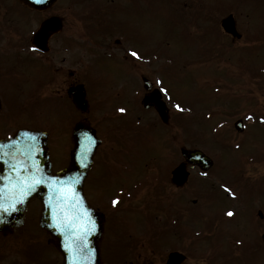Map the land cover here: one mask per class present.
Segmentation results:
<instances>
[{"label":"rangeland","instance_id":"1","mask_svg":"<svg viewBox=\"0 0 264 264\" xmlns=\"http://www.w3.org/2000/svg\"><path fill=\"white\" fill-rule=\"evenodd\" d=\"M1 1H6L5 4L9 5L7 18H13V27L25 29L29 26V11H24V9H21L11 1ZM90 1L77 0L71 10L65 11V28L73 29V31H66L65 33L73 32L72 35L77 44L74 49L78 50L80 60L87 57L83 56L85 55L83 50L90 44L97 43L96 41L90 42L92 35L88 31L87 18L90 12L97 8L98 1L103 0ZM112 3H114L113 9H115V13L111 15L110 12L111 17L107 16L104 19L109 24L113 23L115 25L112 27L113 24H111V33L104 40L106 41L107 39V43L113 44L114 38L123 39L124 31L129 43L134 45L142 54H146L141 59L142 61L147 59L143 62L141 61L142 76H148L156 86L165 84L166 92L170 94L166 99L170 107V123L167 129L171 132L173 143H171L170 134L162 126L157 128L153 126V131L142 128L135 130L132 124L134 120L132 116L128 117V119H131L130 121L125 122V117L111 115L115 112L112 108L120 102L125 103L124 101L127 100L128 89L134 90L139 82L135 78L133 69L128 66V62L110 56L96 58L93 62L95 73L92 71V62L91 70L88 72L84 69L85 66L79 67L78 64V80L84 81L87 86L89 85L92 101L86 113L78 111L74 117L77 119L87 116L98 128L99 134L104 139L103 144L99 148L100 158L101 156L104 158L103 163L96 170V174H102L103 179L99 178L96 181L94 179L91 181V185L96 190L93 193H101L102 198L108 197L122 181L124 185L128 186L135 179L142 177L144 173L153 171L154 163L157 167L156 169H158L157 176L165 181L166 172L171 165L170 162L179 158L180 146H197L204 149L205 152L207 151L206 153L212 156L213 159L217 160L219 158V164L216 170L209 174V177L198 174V171L193 172L191 176L193 180L190 183L192 185L189 187L192 192L185 190L183 193L188 200L187 203L182 196H175L180 194L181 191L178 192L176 188L169 185L167 190L173 195H171L169 202L171 205L180 207H182V204L184 206L188 204L191 208L184 218L185 222L183 223L184 219H182L178 225L185 229L186 234L194 231L197 227L205 230L209 228L211 223H214L213 225L216 224L217 228L216 230L211 229L209 233L210 236H215L212 240L203 241L206 240L207 234H202L196 237L198 238L197 241H193L190 237H186L182 229L177 226H168V223L161 220L160 215L157 214V223L164 225L158 227V229L166 228V232L160 239L157 238L155 240L156 246H162V248L159 247L156 250L155 264H158L157 259L161 258V255L164 256L169 248L177 244L176 239H174L176 237H180L179 244L182 247L186 246L188 248L186 250L189 254L187 264H205L206 262L208 264H264V249L260 244L262 223H257L252 215L256 208L264 206V126L260 122L250 126L252 127V136L250 139L243 140L234 136V131L228 130L232 133H227L229 138L225 140V143L230 147L226 146L222 151L220 148L225 143L220 139L223 136L219 137V131L216 132L218 130L217 121H226L225 123L230 125L235 118L241 116L232 112L233 110L240 112L247 110V112L253 113L255 118L258 115H264V41L262 40L258 43L250 42L248 46L244 44L245 41H233V45L223 46L222 51L225 52V56L222 57L225 61L220 57L222 54L220 51H214L211 54L215 56L211 61L205 60V55L203 54L206 53L208 55L209 52L205 50L202 53L204 45L210 46L212 42H216V39L225 40L227 43L230 42V39L221 33L218 23L220 18L228 12H233L237 16V20L241 25V32L245 35H248L252 28L253 31L262 30L264 32V0H252V2L250 0H106L105 4ZM118 4L123 6V9L116 7ZM98 7L100 9L103 8L100 5ZM177 8L189 13L187 20L179 16V14L183 13L177 11ZM58 9L59 7L55 10ZM194 13H197V16H193ZM184 26L188 27L185 28ZM3 37L4 35L0 34V45L9 44L4 41ZM103 37L104 35H94V38ZM244 38L246 37L244 36ZM256 40L259 41V38ZM234 48H236V52L233 57ZM71 57L75 59L78 56L75 55L74 57L71 55ZM153 57L154 59H151L153 64L149 65L150 61L148 59ZM139 63L137 62L138 65ZM81 64L83 65L82 62ZM92 73L94 77L98 78V80H94L95 83L89 78ZM222 77H226L227 80ZM95 84L99 91L97 95L95 94ZM65 85L59 84L57 86L59 90L57 94H65V90H63ZM121 87H123V94L120 98L115 97L110 91ZM234 90L237 91L236 95ZM141 92L143 93L144 90L142 89ZM173 97L181 99L191 110L195 111V117L198 118L192 117L190 114L187 116L179 114L177 111L184 106L180 105L178 109L176 105L179 104ZM63 98L65 97L63 96ZM134 99L135 97L128 103V108H133ZM214 109L217 110V114L214 113V116L208 119ZM227 110L230 113H227ZM44 116L49 120V126L54 121L57 123L52 125L49 131L51 132L49 145L51 161L54 169H57L62 167L67 160V148L69 149L70 147L67 142V130L66 127H61L60 117L51 107L46 108ZM68 117L72 118L73 116ZM254 117H251V119L254 120ZM182 118L190 119L192 125L189 126L191 130L195 129L205 135L203 137L200 136L199 140L201 142L199 140H190V137L189 140L187 139V134L183 132L182 127L179 125ZM192 119L195 121L194 126ZM148 120L149 116H143L141 127ZM15 121L16 118L13 116L8 123L0 121V131L6 130L8 126L11 128ZM134 132L140 134L139 141L133 139L135 137ZM239 140L241 144L236 146L240 148H233V144ZM186 142L187 144H185ZM171 147L177 153L176 155H172ZM249 157H255L253 163L248 164ZM237 161L241 165L245 164L242 170H238ZM133 163L134 166L130 169L129 164ZM122 165L128 166L130 171L120 170ZM155 172L156 170L153 171V173ZM155 176L153 175V191L155 190ZM221 182L227 184L226 186L222 185L223 189L228 191L230 187L233 190L231 191V193H235L233 200L226 197V191L223 193L219 190ZM161 186H158V194H163L160 190ZM195 190L200 191V193L203 192L206 198L198 195L197 192H194ZM227 193L232 195L230 192ZM257 198L259 200H256ZM166 205H168L167 202L161 204V208ZM137 206L140 207L139 210L143 209L140 205ZM149 206L151 207L152 205ZM228 206H234L232 211L237 209L235 223L233 219L228 220V224L220 223L218 225L216 220L213 221V219L216 218V215L223 208H229ZM206 209L208 213L205 212ZM122 211L121 207L110 211L107 217L110 229L117 223L122 229L129 224L123 215L118 221ZM196 211H204L203 218H208V220L194 215ZM130 213L129 218L138 230L140 225L143 229L149 227L148 213L137 214L135 211ZM215 231H217L216 234ZM189 236L191 235L189 234ZM230 238H232L233 242L228 246L227 244L231 241ZM234 239L242 242L235 245ZM197 246L198 248L199 246H214L216 251H218L215 253L217 255L212 259L211 255L207 252H202L199 250L200 248L197 249ZM121 248L122 243H119L115 256L122 255ZM107 253L110 254L112 251L108 252L107 250ZM207 258L209 259L204 260ZM231 258L234 259V262L231 261ZM106 262L111 264L112 260L108 259Z\"/></svg>","mask_w":264,"mask_h":264},{"label":"flooded vegetation","instance_id":"2","mask_svg":"<svg viewBox=\"0 0 264 264\" xmlns=\"http://www.w3.org/2000/svg\"><path fill=\"white\" fill-rule=\"evenodd\" d=\"M14 1L15 4L24 7L18 1ZM8 7L9 5L5 7L7 13H9ZM51 11L54 13L53 8ZM13 22L10 18H6L3 21L4 28L0 29L2 33L7 30L8 35H10L9 39L17 41L0 47V121L8 123L12 116L15 117L16 121L13 122L12 129L25 126L29 122L46 126L47 119L44 113L47 107H51L59 115L65 117L75 116L77 109L72 103L68 90L78 82L77 66L79 58L72 59L71 57V55L78 56V50L74 49L77 44L73 38V32L65 33L66 31H73V29L63 28L60 33L50 38L51 43L48 50L39 51L29 42L33 29L30 27L25 29L13 27ZM21 40L24 41V44H19ZM86 54L93 64V51H86ZM119 55L120 52L113 54L114 57H119ZM121 56L125 59L124 54H121ZM132 67L138 73V66L134 65ZM59 84H66L63 89L65 94H57ZM86 96H88L87 92ZM134 104H140V96L137 100H134ZM138 109L140 110V108ZM138 109L127 108L124 112L129 115L134 114L140 120L141 116H139L140 111ZM93 189L95 190L94 187ZM127 191L129 195H127ZM120 192L117 197L116 208L121 207L123 209L121 217L123 215L129 223L123 229L118 223L110 229L107 221L110 212L106 208L103 209L105 205L100 202L102 196L86 192L87 200L99 210V204H101L103 209L104 230L100 241L102 264H107L106 257L110 255L109 253L106 255V250L108 252L117 251L119 243L123 244L122 248L124 250L122 255L119 256L111 254L110 258L112 257V259H109L112 260L111 264H155L156 261L153 259V239L155 235V232H153V204H151L149 210V227L143 229L141 225L139 226L140 232L146 229H148V232L139 235L140 233L135 229L136 225L129 218V214H131L129 212L133 210L132 207L136 208L137 202H140L141 194H137V190L130 183L127 187L124 182ZM113 196L115 195H111L110 198L112 199ZM108 199L109 197H105L104 201ZM40 210L41 203L37 199L31 200L25 211L23 222L14 227L12 231L0 234V264L62 263L61 254L49 244L50 235L38 224ZM117 231L118 236L116 235ZM186 250H188L186 246H181L173 247L168 252L179 251L185 254L186 259L181 262V264H185L188 261ZM165 261L166 257H162L157 260V263L165 264Z\"/></svg>","mask_w":264,"mask_h":264},{"label":"water","instance_id":"3","mask_svg":"<svg viewBox=\"0 0 264 264\" xmlns=\"http://www.w3.org/2000/svg\"><path fill=\"white\" fill-rule=\"evenodd\" d=\"M20 1L31 7L43 8L50 5L54 0H46L45 2H38L36 0ZM222 26L226 31L235 34L234 24L231 16H228L227 18H224L222 20ZM58 27L59 24L56 22V20H49L42 25V29L44 30H55ZM82 96V92L81 94L74 96L75 100L78 101V104L82 102ZM143 104L145 106H148L150 104L155 105L159 109V112L163 119L166 118V109L163 106L160 100V95L156 90L151 94V96H145V98L143 99ZM71 138L74 143V149L71 152V161L68 167L64 168L56 175L51 174L50 163L47 159V150L45 147V137L42 134L28 130H21L10 139L0 141V156H2V159H0V173H13L15 177H22L24 181H26L31 174L34 175L39 173L38 175L50 182V184H48L46 187L52 189L51 192H49V194L51 195L46 192H42V195L43 199L46 200L48 206V210L44 211L45 222H47L44 223V227L50 229L53 233L55 232L57 225H55L56 223H54V225H52V227L50 228L48 222L51 223V221L48 220L53 216H57V209H55L54 206L57 205L58 201L51 199V197L54 198L58 191L57 189L60 188L66 189L64 192L67 193L69 203H72V197H76V199L78 200H83L81 192L82 180L86 174L87 169L90 166L91 156L98 143L94 136V130L83 122H79L74 126ZM201 155L199 154V158L202 159V162H205ZM21 162H23V164H21ZM14 165L15 168L13 167ZM5 179V176L3 178L0 177L1 188L2 182H4ZM35 187H38V185H35ZM61 195L66 197L64 193H62ZM31 196L32 195H29L28 193L16 194L13 197L14 200L8 203L9 206H7L6 201H0V205H2V208L7 210H0V215H3V223H0V232L5 233L7 230H10L15 222L20 219V215L22 214L21 210L23 209L27 198H30ZM90 215L92 218V214ZM69 218L70 216H68L66 222H69ZM92 219L93 226H96L98 223L101 224L99 214L95 215V217L93 216ZM57 234L59 235L58 237H56L57 241L55 240L54 244L57 248L61 249L65 253V264H88L86 251L81 248L77 250L80 252L81 258L75 259L72 253L74 244L71 241V237L68 233L65 232L60 234L57 232ZM97 234H99V232ZM59 236L61 237V239H59ZM89 244V247L95 249L93 241L89 242ZM96 258L97 257H95V259Z\"/></svg>","mask_w":264,"mask_h":264},{"label":"snow or ice","instance_id":"4","mask_svg":"<svg viewBox=\"0 0 264 264\" xmlns=\"http://www.w3.org/2000/svg\"><path fill=\"white\" fill-rule=\"evenodd\" d=\"M130 55L133 56V57H135V58H137V59H142V57H140L139 54H138L136 51H131V52H130ZM176 107L179 109V108H180V105H176ZM120 111H121V112H124L125 109L122 108V109H120ZM261 120L264 121V117H261ZM0 159H2V156H0ZM21 164H23V162H21ZM13 167L15 168V165H14ZM42 182H43L42 180H36V183H42ZM28 190L31 191V190H32V187L29 186V189H28ZM228 191L231 193V190H230V189H228ZM231 194H232L233 196L235 195V193H231ZM112 203L115 205V204L118 203V200H113ZM0 210L7 211L6 209H3V208H2V205H0ZM227 215H228V216H232L233 213H232L231 211H229V212L227 213Z\"/></svg>","mask_w":264,"mask_h":264}]
</instances>
